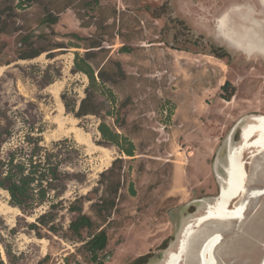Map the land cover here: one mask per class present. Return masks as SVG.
<instances>
[{
    "label": "rangeland",
    "instance_id": "374dc122",
    "mask_svg": "<svg viewBox=\"0 0 264 264\" xmlns=\"http://www.w3.org/2000/svg\"><path fill=\"white\" fill-rule=\"evenodd\" d=\"M18 1L0 0V158L27 151V135L48 149L58 142L64 191L54 207L25 213L0 188V258L94 264L83 245L90 231L76 238L68 228L75 203L106 231L104 264H132L146 253L145 264H164L182 225L218 195L228 143L264 117V0ZM76 55L92 67L95 85L75 70ZM225 81L227 92L234 86L229 100ZM82 100L96 114L79 115ZM102 119L132 142L133 156L102 140ZM243 157L245 187L255 194L239 218L195 229L180 264H200L207 236L217 237L216 264H264V147Z\"/></svg>",
    "mask_w": 264,
    "mask_h": 264
},
{
    "label": "trees",
    "instance_id": "16d2710c",
    "mask_svg": "<svg viewBox=\"0 0 264 264\" xmlns=\"http://www.w3.org/2000/svg\"><path fill=\"white\" fill-rule=\"evenodd\" d=\"M23 1L19 0L18 6L24 7ZM73 60L75 70L85 73L90 80L89 85H95L96 78L90 64L78 55ZM228 86V81L221 85V94L226 100H229L234 94V86H231L229 92H227ZM87 113L96 114L94 110H85L84 100H82L79 115ZM105 113L107 116L111 115L109 111ZM167 115H170L169 109H167ZM97 129L102 140L116 145L127 156L131 157L134 155L132 142L113 129L104 119L99 122ZM122 140L127 142L126 145H122ZM26 142L29 145L27 151L21 153L18 149H13L7 153L6 158H0V188L8 192L9 202L12 205L17 206L25 213H29L34 208L45 203H49L50 207H54L53 197L59 196L64 190L58 189L61 186L63 177V173L60 170L62 161L59 158V152L56 149L54 150L58 142L52 143L54 147L51 149L41 145L38 136L27 135ZM114 163L115 161H113L112 165ZM52 191L55 192L51 196L50 192ZM69 208L76 213L69 223V230L76 238H81L83 229L89 230L90 233L88 238L84 240L83 245L89 252L90 260L94 264H104L99 257V253L104 250L107 243L105 229L99 226L95 227L92 219L87 214L82 213L81 208L77 207L75 203H71ZM46 214H41L37 221L44 224L43 218ZM31 226L34 227L35 224ZM93 227H95V230L91 232ZM150 256L147 253L140 255L133 259L132 264H145ZM0 264H4L1 258Z\"/></svg>",
    "mask_w": 264,
    "mask_h": 264
},
{
    "label": "bare ground",
    "instance_id": "6f19581e",
    "mask_svg": "<svg viewBox=\"0 0 264 264\" xmlns=\"http://www.w3.org/2000/svg\"><path fill=\"white\" fill-rule=\"evenodd\" d=\"M244 18H246V17H244ZM222 19H224V18H222ZM223 21H221V22L223 23ZM250 22H251V20H250ZM244 25L246 26L247 24H244ZM244 25L242 24V27ZM232 26H234V25H231V27ZM238 26H240V24ZM244 29H246V27H244ZM238 30L239 29H237V31ZM250 30L252 31V28ZM230 32H232V31L230 30ZM250 33L251 32H249V34ZM243 34H244V32H243ZM238 35H239V33H238ZM241 35H242V32H241ZM225 36H227V35H225ZM235 36H236V34H235ZM247 36H248V34H247ZM254 36L257 37V35H253V37ZM240 37H242V36H240ZM245 37H246V35H244V38ZM246 39H247V37H246ZM259 39H260V37L258 38V40ZM257 42L259 43V41H257ZM238 43H239V41H238ZM240 43H241V41H240ZM258 43H256V45ZM247 45H248V43H247ZM261 46H263V45H261ZM249 47H250V45H249ZM252 48H253V46H252ZM4 68L5 67H3V66L0 67V73L3 71ZM50 93H51V96L53 97V100H54V108L53 109L56 111V115L54 116V120L61 123L62 121L65 120V118L62 116L63 105H62L61 101L59 100L58 92L56 90L50 91ZM255 121H256L255 123L250 124L246 128H244V130L242 132V136H241V141L238 144L231 145V143H228L229 149H228L227 159H226L227 163H226V166L224 168L226 177L222 181L218 195L213 199V201L206 203L205 208H204L202 213H200L199 215H197L196 217H194L193 219H191L185 223V225L182 227V229L180 231V235H179V238L177 241V248L175 250L169 251L167 253L165 260H163L164 264H180V262L183 261L184 257H182V252L184 251V249L186 247V240H187L188 236L192 235L195 232L194 230H195V227L197 225L196 223H198L199 221H201V220L207 221L210 219L216 220V219H225V218H239L243 214V210H244V207L248 201V198L255 194V193H253L254 190H248L245 187V180H246L247 175H246V170H245V164L246 163L243 160L244 150L247 148H250V147H259V148L264 147V117H258V118L256 117ZM93 148L94 149H100V150H106L104 147H99V146H94ZM109 160H110V158L107 157L105 163H108ZM245 194H247V197L246 198L242 197ZM235 199H237V201H235L234 205H231L232 201ZM216 240H217V237L207 236L205 238V240L203 241L202 245L200 246L201 248L199 250L200 257L198 260L200 261V264H216L215 259L213 257V253H212V250H213V247H214Z\"/></svg>",
    "mask_w": 264,
    "mask_h": 264
},
{
    "label": "water",
    "instance_id": "95a60500",
    "mask_svg": "<svg viewBox=\"0 0 264 264\" xmlns=\"http://www.w3.org/2000/svg\"><path fill=\"white\" fill-rule=\"evenodd\" d=\"M204 222H206V221L201 220L198 223H196L197 225H196L195 229L197 230L202 225V223H204ZM192 236H193V234L188 236V238L186 240V247H185L184 251L182 252V257H185V254L187 253V250L189 248V244H190V240H191Z\"/></svg>",
    "mask_w": 264,
    "mask_h": 264
},
{
    "label": "crops",
    "instance_id": "0c3cea01",
    "mask_svg": "<svg viewBox=\"0 0 264 264\" xmlns=\"http://www.w3.org/2000/svg\"><path fill=\"white\" fill-rule=\"evenodd\" d=\"M179 170H180V169H179L178 167H174V168H173V177H174L175 174L178 173ZM169 222H170V223L172 222V223H174V224L176 225V220H170Z\"/></svg>",
    "mask_w": 264,
    "mask_h": 264
},
{
    "label": "flooded vegetation",
    "instance_id": "af4514ba",
    "mask_svg": "<svg viewBox=\"0 0 264 264\" xmlns=\"http://www.w3.org/2000/svg\"><path fill=\"white\" fill-rule=\"evenodd\" d=\"M186 223V222H185ZM185 223L182 225V227L185 225ZM182 229V228H181Z\"/></svg>",
    "mask_w": 264,
    "mask_h": 264
}]
</instances>
